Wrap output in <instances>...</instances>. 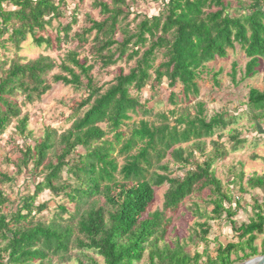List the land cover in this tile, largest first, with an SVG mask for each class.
Masks as SVG:
<instances>
[{
	"label": "trees",
	"instance_id": "16d2710c",
	"mask_svg": "<svg viewBox=\"0 0 264 264\" xmlns=\"http://www.w3.org/2000/svg\"><path fill=\"white\" fill-rule=\"evenodd\" d=\"M160 1L163 10L144 16L132 30L130 23H123L132 14L126 0H93L102 18L90 17L89 26L71 36L77 13L67 24L60 22L65 0H0V40L16 50L14 58L0 62V135L15 121L16 132L26 141L14 162L17 172L30 163L44 170L42 181L16 211L5 213L10 199L0 190V237L6 241L0 245V264H53L52 257H64L72 244L93 251L103 261L88 256V263L79 260L78 264H138L145 256L146 264H237L264 254V239L261 247L257 245L259 237H264V200L256 199L247 221L238 225L235 217L240 201L224 190L212 169L215 160L226 155L224 147L212 141L213 153L195 162V150L184 146L193 142L204 153V139L232 122L223 115L207 119L200 101L191 108L182 106L199 96L200 70L209 62L227 58L236 44L247 57L244 78L258 73L264 58V0H234L235 6L232 0ZM54 21H59L55 37L49 33ZM28 36L37 46L52 48L66 38L77 41V46L57 65L43 54L32 59L19 55ZM87 45L94 62L103 68L122 60L135 65L112 82L99 85L92 74L94 63L80 58L79 50ZM158 52H162V61L156 65ZM56 67L61 72L52 75L54 82L76 88L85 85L87 94L70 116L67 129L47 126L31 144L29 115L23 114L22 106L51 89L49 75ZM231 74L235 80V62ZM163 79L170 88L168 102L174 106L169 116L159 114L163 121L159 125L141 120L130 137L124 138L121 127L132 118L131 113L153 112L147 107L149 99L143 102L132 91L141 93L147 85L155 90ZM178 83L179 92L175 90ZM248 105L255 118L264 117V89L251 88ZM109 133L114 140L106 139ZM229 133L231 150L237 151L246 140L239 138L235 128ZM115 144L121 145L119 152L124 155L121 165L112 156ZM134 148L137 151L131 153ZM51 153L56 154V163L48 160ZM172 167L186 171L174 176ZM65 172L68 178L63 180ZM248 183L251 188L264 189V176H252ZM164 184L168 187L163 209L144 217L155 189ZM45 189L68 199L73 211L67 218L62 215L69 209L60 204L59 213L49 222L34 221L35 211L46 207L35 206ZM205 189L214 204L210 219L226 214L234 232V239H219L215 254L209 253L208 245L202 252H191L180 240L173 244L166 240L170 223L166 212L175 211L187 197ZM198 225L201 241L208 243L209 222Z\"/></svg>",
	"mask_w": 264,
	"mask_h": 264
},
{
	"label": "rangeland",
	"instance_id": "374dc122",
	"mask_svg": "<svg viewBox=\"0 0 264 264\" xmlns=\"http://www.w3.org/2000/svg\"><path fill=\"white\" fill-rule=\"evenodd\" d=\"M59 1V0H56ZM132 14L123 23H130L132 30H135L136 24L144 16H154L163 10V5L160 0H126ZM233 5L236 2L232 0ZM216 8H213L215 10ZM64 16L60 18V22L67 24L72 19L73 13H77V23L73 27L71 36L76 31L81 30L85 26H89L90 17L93 19H101L99 8L93 3V0H65L62 6ZM75 11V12H74ZM138 16L134 21L133 18ZM59 21H54V28L49 29V33L54 37L56 34V27ZM7 37V36H6ZM77 46V41L72 39H64L61 45L56 42L52 48L46 45H35L31 36L23 42L22 49L19 55L32 59L43 54L51 57L57 65H60L66 54L70 50H74ZM80 58H87L89 64L94 63L92 74L95 81L99 85L112 82L116 75L121 71L128 73L130 68L135 65L134 61L126 62L125 60L109 67L103 68L98 63L94 62L91 54L90 46L87 45L79 50ZM158 58L156 65L162 61V52L157 53ZM16 56V50L11 44L6 47L0 40V62L9 61ZM237 64V74L235 80L232 77L233 63ZM247 57L239 44H236L234 50L229 51L227 58L217 59L209 62L200 70V75L197 79L200 94L197 98L189 102V104L182 105L183 108L188 105L189 108L195 106L200 101L205 104V115L207 119L215 115H223L230 120V124L226 129H218L216 134L211 138H206L204 153L199 152L193 146V142L184 144L189 149H194V158L196 162H202L210 154L213 153L215 147L212 141L219 142L227 152L225 156L219 157L213 163L216 176L222 181L224 190H229L233 199L240 201L237 208L236 222L240 223L247 221L249 213L252 210V205L256 199L259 202L264 200V189L251 188L248 180L252 176H264V117L255 118L251 113L248 105L249 91L251 88L264 89V58L261 59V65L258 68V73L252 77L244 78ZM61 72L59 67H56L49 75L51 82V89L42 96L41 99L34 103H26L22 106L23 114L29 115L28 128L32 130L33 136L29 138L32 144L35 139H40L44 134V129L49 126L59 131L67 129L71 125L70 116L78 109L79 104L83 101L87 94L85 85L81 88L65 85L62 82H54L52 75ZM218 74V75H217ZM175 90H181V84L178 83ZM170 88L167 85L166 79H163L161 86L155 90L150 88V85L144 87L141 93L132 91L134 96H139L141 101L149 99L147 107L153 112L149 115H144L142 112L131 113L132 118L124 122L121 130L124 133V138L130 137L133 129L139 125L141 120L159 125L163 121L158 117L159 114H167L174 108L168 102V95ZM86 108L82 109L85 110ZM82 113V111H81ZM16 122L14 121L9 128L0 135V190L10 199L5 207V213L9 214L12 210L16 211L27 196L34 192L35 184L43 179V167L34 169L30 163L27 169L23 168L17 172L14 162L20 156V150L26 143L25 139L16 132ZM235 128L239 133L240 139H245V143L237 149L231 150L232 140L229 137V130ZM108 140H114L111 133L106 137ZM116 149L112 152L119 165L124 163V155L120 154V144H115ZM79 152L84 153L83 148L78 149ZM137 148H134L131 153H135ZM76 158L74 154L70 159ZM49 161L57 162L56 154L51 153ZM194 166V165H193ZM174 176H183L186 170H176ZM192 168V167H188ZM1 175H8L11 180L2 178ZM63 180L68 178V174L63 173ZM168 184L157 187L155 189L154 201L149 205L144 217L156 210L163 209L164 194L167 190ZM243 189V191H241ZM209 189H205L200 193H195L187 197L175 211H167L166 216L170 219L167 226L166 240L173 244L176 240L187 244V249L191 252L198 250L202 252L206 245L211 254H215L218 243L221 240L234 239V232L231 229V223L223 214L219 219H210L214 204L210 202ZM46 205L42 211H35L34 221L49 222L60 209L58 206L64 204L69 209L68 212L63 213V217L67 218L70 212L73 211V206L69 204L68 199L60 194H56L48 189L43 190L35 200V206ZM235 204L233 207L235 208ZM197 210L201 214L196 213ZM204 214V215H202ZM207 214V215H206ZM208 221L211 229L207 236L208 243L200 239V226L198 223ZM264 237H259L257 241L258 246H262ZM236 240V239H235ZM0 237V245L5 244ZM4 261H8L6 254ZM88 256L96 258L99 262H103L102 258L97 256L93 251L79 250L74 244L70 246L68 253L62 257H52L53 264H78L79 260L88 263ZM252 259V258H250ZM248 260V259H247ZM246 261V260H245ZM244 262V261H242ZM239 262L237 264H240ZM34 264H38L35 261ZM138 264H146V256Z\"/></svg>",
	"mask_w": 264,
	"mask_h": 264
},
{
	"label": "water",
	"instance_id": "95a60500",
	"mask_svg": "<svg viewBox=\"0 0 264 264\" xmlns=\"http://www.w3.org/2000/svg\"><path fill=\"white\" fill-rule=\"evenodd\" d=\"M264 264V254L263 255H260V256H256L252 259H248L240 264Z\"/></svg>",
	"mask_w": 264,
	"mask_h": 264
},
{
	"label": "crops",
	"instance_id": "0c3cea01",
	"mask_svg": "<svg viewBox=\"0 0 264 264\" xmlns=\"http://www.w3.org/2000/svg\"><path fill=\"white\" fill-rule=\"evenodd\" d=\"M235 220H237L236 218H235ZM232 229V228H231Z\"/></svg>",
	"mask_w": 264,
	"mask_h": 264
},
{
	"label": "bare ground",
	"instance_id": "6f19581e",
	"mask_svg": "<svg viewBox=\"0 0 264 264\" xmlns=\"http://www.w3.org/2000/svg\"><path fill=\"white\" fill-rule=\"evenodd\" d=\"M250 264H252V263H250Z\"/></svg>",
	"mask_w": 264,
	"mask_h": 264
}]
</instances>
